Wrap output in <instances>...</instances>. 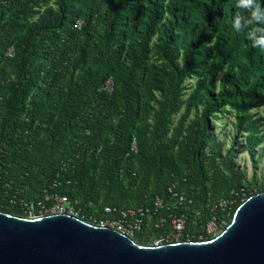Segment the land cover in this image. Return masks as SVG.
Here are the masks:
<instances>
[{
	"label": "trees",
	"instance_id": "1",
	"mask_svg": "<svg viewBox=\"0 0 264 264\" xmlns=\"http://www.w3.org/2000/svg\"><path fill=\"white\" fill-rule=\"evenodd\" d=\"M257 3L260 19L253 20L239 0H0V200L3 184L22 172L29 194L55 180L56 191L84 209L88 202L99 211L149 207L155 196L167 205L175 193L192 199L198 213L185 212L188 227L231 192L245 200L263 192L243 188L228 166L233 178L225 190L204 154L206 117L224 107L248 133L251 159L260 142L248 113L255 99L264 101V0ZM151 54L160 64L149 80ZM202 72L183 99L184 82ZM109 78L111 94L102 89ZM199 95L204 118L185 126ZM1 204V212L18 215ZM172 212L181 208L161 215ZM149 228L137 244L150 238Z\"/></svg>",
	"mask_w": 264,
	"mask_h": 264
},
{
	"label": "water",
	"instance_id": "2",
	"mask_svg": "<svg viewBox=\"0 0 264 264\" xmlns=\"http://www.w3.org/2000/svg\"><path fill=\"white\" fill-rule=\"evenodd\" d=\"M0 264H264V192L204 242L141 246L67 215L26 219L0 211Z\"/></svg>",
	"mask_w": 264,
	"mask_h": 264
},
{
	"label": "built area",
	"instance_id": "3",
	"mask_svg": "<svg viewBox=\"0 0 264 264\" xmlns=\"http://www.w3.org/2000/svg\"><path fill=\"white\" fill-rule=\"evenodd\" d=\"M81 22L76 21L79 27ZM9 56L13 55L11 50L7 51ZM103 90L111 94L113 90L112 79L109 78ZM30 98L26 100L29 105ZM29 106L26 107L28 109ZM26 110L20 115V120L24 119ZM26 131L24 128L19 130L17 138L23 137L24 144ZM22 146V142H18ZM136 142L133 139L130 144V151L136 153ZM5 153L0 151V157ZM8 173V172H7ZM29 173L23 172L18 178L11 179L3 184L4 192L0 202L1 207L17 213L21 218L36 219L53 215H67L93 226L108 228L114 230L135 242L138 234L143 232L145 227H150L151 236L148 246H162L165 244L180 242H204L211 240L221 234L232 220L234 214V205L239 201H245L244 195H238L231 192L232 197L219 198L210 205L211 215L204 221L193 222L187 227L188 214H197L192 199L183 195L173 194V202L165 205L161 197L155 196L151 200L149 207L137 206L129 209H117L110 206H101L95 208L92 202L85 204L87 209L80 205L79 199H71L67 195L56 191L59 187L57 181H51L49 184L37 185L36 190L30 194V183L27 181ZM171 193V188L169 189ZM28 195H31L30 197ZM181 208V213H167L161 215L163 209ZM186 212V213H185ZM9 214V213H8ZM13 215V214H11ZM199 219V216L195 220Z\"/></svg>",
	"mask_w": 264,
	"mask_h": 264
},
{
	"label": "rangeland",
	"instance_id": "4",
	"mask_svg": "<svg viewBox=\"0 0 264 264\" xmlns=\"http://www.w3.org/2000/svg\"><path fill=\"white\" fill-rule=\"evenodd\" d=\"M125 63L123 54L116 62L117 67ZM160 64L156 57L151 54L148 63L146 77L152 80L155 74V68ZM202 73L198 77H192L186 80L183 84L184 98L192 92L196 81L202 77ZM223 77V73L216 78V92L219 89V82ZM206 111V101L203 96H198L194 106L190 110L189 116L186 120L185 126L193 121L204 118ZM252 116V120L256 121L257 129L254 131L253 136L260 138V142L254 149V158L251 159L248 145H247V132L238 129L235 120V113L230 107L221 108L217 113L209 114L206 121L209 125V132L207 136V150L204 151L213 160L210 162L213 171L218 172L219 179L222 182L223 188L226 190L230 184L233 176L227 170V166L234 172L241 174V185L243 188L252 190L253 192H264V101L255 99L253 107L248 112ZM182 111L173 117V124L176 125L180 119ZM184 126V128H185ZM209 175L212 170L208 171ZM184 186L182 191L190 190ZM136 243V242H135ZM150 238H145V244H138L141 246H148Z\"/></svg>",
	"mask_w": 264,
	"mask_h": 264
},
{
	"label": "clouds",
	"instance_id": "5",
	"mask_svg": "<svg viewBox=\"0 0 264 264\" xmlns=\"http://www.w3.org/2000/svg\"><path fill=\"white\" fill-rule=\"evenodd\" d=\"M239 5L242 8H245L247 10H249L250 12V17L253 18V20L256 19H260V12H259V8L261 7L260 4L257 3V0H239ZM255 5V8H253L252 6ZM242 16H240L239 14L236 15V19L234 21V28L238 31V28L236 27L239 24V19ZM254 47H256L255 44H253ZM264 48V47H261Z\"/></svg>",
	"mask_w": 264,
	"mask_h": 264
}]
</instances>
